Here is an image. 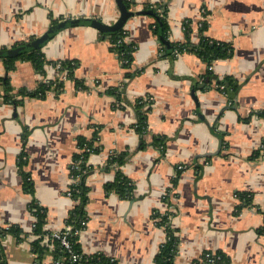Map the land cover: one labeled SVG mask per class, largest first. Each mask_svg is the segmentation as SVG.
<instances>
[{
  "label": "crops",
  "instance_id": "0c3cea01",
  "mask_svg": "<svg viewBox=\"0 0 264 264\" xmlns=\"http://www.w3.org/2000/svg\"><path fill=\"white\" fill-rule=\"evenodd\" d=\"M132 1L134 11L144 3L167 2L172 42L185 40L188 19L194 41L205 19L208 36L231 42L233 54L210 67L213 78L237 83L234 102L229 90L206 78L209 66L197 53L168 54L150 27L151 13L133 15L124 25L126 41L137 45L130 68L100 29L79 24L59 30L41 50L50 61L72 60L74 76L61 72V87L44 97L3 100L5 79L14 93L20 87L34 90L54 80L57 67L46 63L40 73L31 61L19 60L8 71L0 59V226L22 230L0 235V264L39 263L31 250L34 197L47 210L46 229L65 225L76 204L68 188L77 137H91L94 126H100V149L88 159L93 167L86 178L89 218L79 233L85 253L103 252L119 264H155L166 232L153 213L171 207L179 237L176 264H215L202 260L205 251L224 252L225 264H264V157L251 156L264 138V115L258 114L264 113V0ZM119 16L117 0H0V45L33 40L64 19L92 17L112 24ZM127 71L133 74L125 77ZM123 82L118 103L108 89ZM140 97L151 100L143 136L135 128ZM113 150L130 151L121 169L135 181L132 198L106 192L116 176L105 167ZM24 151L34 194L23 186ZM240 192L250 193L252 203L237 211ZM49 260L46 256L41 264Z\"/></svg>",
  "mask_w": 264,
  "mask_h": 264
},
{
  "label": "trees",
  "instance_id": "16d2710c",
  "mask_svg": "<svg viewBox=\"0 0 264 264\" xmlns=\"http://www.w3.org/2000/svg\"><path fill=\"white\" fill-rule=\"evenodd\" d=\"M124 4L132 9L134 2L132 0H123ZM143 9L151 11V16L153 18L150 27L153 29V32L157 35L159 41L163 45L164 49H167L168 54L176 56L178 53L184 51H192L197 53L202 57L208 64L209 68L207 71L206 78L214 79L217 82V86L222 91H228L229 88L236 92L237 83L233 82L229 77L225 78H213V71L211 69V64L217 59H225L230 57L233 54L234 47L231 42L217 40L208 36L205 32L207 28L206 20H201L198 28V40L194 41L192 34L194 32L193 27L191 26V20L188 19L184 22V33L185 40L172 42L169 39L170 35V26L168 22V4L167 2L160 3H144L142 5ZM100 31V35L104 38H108L110 41V49L114 51L122 65L126 68H130L133 62V54L137 48V45L134 42L126 41L125 37L127 35V30L124 26L118 28L115 31ZM170 43V45H167ZM26 41H22L12 45V47H6L0 45V59L3 60L5 67L8 71L15 69L16 63L19 60H29L31 61L36 70L40 73H44V66L46 63L52 64L56 67L58 64L57 77L54 80L41 82L37 88L34 90L28 89L26 87H20L15 93L13 92V87L10 84V79L7 77L5 79L4 87L6 95L3 96V100H10L14 103L23 101V98L26 96H39L44 97L50 89L58 90L62 82L59 79L60 73L66 70V77L71 78L74 76L75 63L72 60H55L50 61L46 59V56L41 50V47L24 50L18 54H7L8 49H14L25 45ZM133 74L132 71H127L125 77H130ZM81 83L80 81H77ZM226 82L229 84L227 85ZM224 86L223 88L221 86ZM125 88V82L121 83L119 86H113L108 89V91L114 94L117 98V102H121L123 98V93ZM233 103L234 100L230 98ZM151 100L146 97H140L135 101V108L137 110L138 120L135 124L136 130L143 136L147 131L148 122L147 115L151 106L149 105ZM117 103V104H118ZM122 107V106H121ZM264 115V113H258ZM249 119V118H247ZM99 130L100 126H94V132L91 137L84 135H79L77 137V147L78 150L74 153L72 157V163L69 168L70 177L76 178L75 181H72L69 185V192L75 200H79L73 208L70 210L68 217L66 218V224H73V230L67 235V238L71 241L72 247L77 252H84L81 248L79 242V232L76 233V229H83L86 227L82 222L88 219L87 204L89 202V186L86 184V178L90 171L93 169L88 163L89 156L92 153L97 152L100 149V146L96 145V141L99 140ZM161 138H155L154 143L163 145ZM146 142L142 140L141 147H144ZM130 155L129 150H113L106 160L105 167L107 169H115L116 176L112 182L106 184L105 189L107 193L114 192L122 198H132L135 189V181L128 177L121 169V166L126 162L128 156ZM252 158L259 156L264 157V138L261 141L260 146L256 149L251 155ZM20 171L23 177L24 190L34 194V183L32 181L31 174L26 171V155L25 151L20 156ZM178 175L173 179V184H177ZM239 196L241 197V204L238 205L237 211L244 205L252 203L251 195L248 192H240ZM30 210L35 216L33 224V234L35 238L31 241V250L36 254V259L41 263L43 259L47 256V253L51 252L54 258L61 259L63 264H119L117 259L112 256H108L103 252L97 253H83L82 257L78 260H72L70 252L68 249L61 243V240L56 237H49L48 241H45L47 235H51L52 231L46 229L47 222V210L46 208L39 203V201L34 197L30 204ZM173 211L167 209L165 211L155 210L153 213V218L156 220V223L164 227L166 232L165 241L159 247L158 252L155 254L154 261L155 264H176V257L179 250V237L176 234V229L171 225V216ZM21 228L18 225H9V226H0V235H3L7 232L14 233L19 235L21 233ZM53 246L51 248L50 246ZM206 251L202 255V260L207 262H213L215 264H225L229 262L228 256L222 252H216L214 261H210L205 257Z\"/></svg>",
  "mask_w": 264,
  "mask_h": 264
},
{
  "label": "water",
  "instance_id": "95a60500",
  "mask_svg": "<svg viewBox=\"0 0 264 264\" xmlns=\"http://www.w3.org/2000/svg\"><path fill=\"white\" fill-rule=\"evenodd\" d=\"M119 9H120V16L118 19L112 23L108 24L104 21L98 19V18H92V17H85V18H72V19H64L54 25H51L42 35L36 37L33 40H29L26 42L25 45L15 47L14 49H8L6 51L7 54H18L21 51L24 50H31L35 48L42 47L51 37H53L59 30L66 28L67 26L71 25H79V24H90L102 31H115L118 28L124 26L127 22V20L136 14H146L150 13L149 10H131L129 9L123 2V0H117ZM228 85L229 83L226 82ZM236 93L234 91H231L229 88L228 96L231 98H234Z\"/></svg>",
  "mask_w": 264,
  "mask_h": 264
},
{
  "label": "built area",
  "instance_id": "2783aa9c",
  "mask_svg": "<svg viewBox=\"0 0 264 264\" xmlns=\"http://www.w3.org/2000/svg\"><path fill=\"white\" fill-rule=\"evenodd\" d=\"M60 66V64H58L56 67L58 68ZM65 72L66 70L63 71V76L65 75ZM222 88L224 87L223 85L221 86ZM225 93H227L226 91H224ZM229 102L231 103V100H229ZM180 168L183 167V165H179ZM71 178V182L72 181H75L76 178L74 177H70ZM68 194H70L69 192V188H68ZM71 195V194H70ZM163 198H168V208L170 207V202H171V199H172V194H164L163 195ZM170 199V200H169ZM79 202V200H76V203ZM171 208V207H170ZM169 208V209H170ZM87 222H88V219L84 220L82 223L84 225H87ZM84 229V228H83ZM73 230V224H66L65 222V225L61 228V229H58V230H54L52 231L51 235H47L45 237V241H48V238L49 237H56V238H59L61 240V243L68 249V251L70 252V256H71V259L72 260H78L82 257L83 253L84 252H77L73 249L72 247V243L71 241L67 238V235ZM81 230L79 229H76L75 232L76 233H80ZM51 248H53V246L51 245L50 246ZM216 255V252H213V251H206L205 253V257L208 258L210 261H214V258ZM47 256L49 257V262L47 264H63V261L61 259H57V258H54V256L51 254V252L47 253ZM34 264H41V263H34Z\"/></svg>",
  "mask_w": 264,
  "mask_h": 264
}]
</instances>
